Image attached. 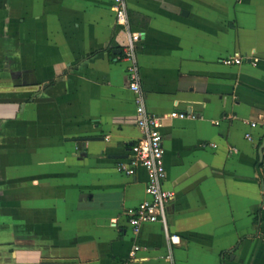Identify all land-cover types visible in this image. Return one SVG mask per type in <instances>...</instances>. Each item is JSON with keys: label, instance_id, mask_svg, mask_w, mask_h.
I'll return each mask as SVG.
<instances>
[{"label": "crops", "instance_id": "1", "mask_svg": "<svg viewBox=\"0 0 264 264\" xmlns=\"http://www.w3.org/2000/svg\"><path fill=\"white\" fill-rule=\"evenodd\" d=\"M127 8L178 240L127 223L147 172L116 167L142 133L110 0H0V264H264V0Z\"/></svg>", "mask_w": 264, "mask_h": 264}, {"label": "built area", "instance_id": "2", "mask_svg": "<svg viewBox=\"0 0 264 264\" xmlns=\"http://www.w3.org/2000/svg\"><path fill=\"white\" fill-rule=\"evenodd\" d=\"M110 6L117 25L126 29V43L123 47L122 58L127 62L126 74L128 87L134 94L136 110V125L142 135L130 146L129 161H120L117 169L128 176L135 174L136 168L142 166L147 172L145 185L146 198L135 207L125 211L128 225L137 231L144 223L159 222L171 242L175 243L178 236L168 234L166 220V205L172 199L173 192L164 187L166 168L164 163L163 136L159 130L158 117L149 112L144 105L143 91L140 84V72L136 49L141 39V32L132 30L129 22L127 0H110ZM247 58L239 52L232 53L221 59L224 65H239ZM168 117H185L183 112L172 111ZM254 125V123H252ZM134 245L129 257L119 264H134L136 261Z\"/></svg>", "mask_w": 264, "mask_h": 264}, {"label": "water", "instance_id": "3", "mask_svg": "<svg viewBox=\"0 0 264 264\" xmlns=\"http://www.w3.org/2000/svg\"><path fill=\"white\" fill-rule=\"evenodd\" d=\"M119 52V50H117ZM97 137H83L81 140H95ZM263 150H264V138L262 140V143L258 147V163L256 165L257 170L260 171V164L263 161ZM262 188H264V181H261ZM85 196V195H83Z\"/></svg>", "mask_w": 264, "mask_h": 264}, {"label": "trees", "instance_id": "4", "mask_svg": "<svg viewBox=\"0 0 264 264\" xmlns=\"http://www.w3.org/2000/svg\"><path fill=\"white\" fill-rule=\"evenodd\" d=\"M263 162V161H262ZM257 163H258V161H257ZM257 165V164H256ZM262 165V163L260 164V166ZM255 220H257L256 218H255Z\"/></svg>", "mask_w": 264, "mask_h": 264}]
</instances>
